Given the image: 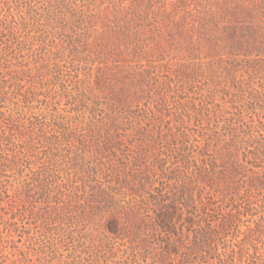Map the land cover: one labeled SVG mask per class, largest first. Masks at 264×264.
<instances>
[{"label": "rangeland", "instance_id": "obj_1", "mask_svg": "<svg viewBox=\"0 0 264 264\" xmlns=\"http://www.w3.org/2000/svg\"><path fill=\"white\" fill-rule=\"evenodd\" d=\"M261 2L0 0V264H264V62L207 45L264 31ZM137 175L147 198L225 189L199 224L138 230ZM117 209L129 232L100 247ZM209 225L216 249L190 250Z\"/></svg>", "mask_w": 264, "mask_h": 264}, {"label": "trees", "instance_id": "obj_2", "mask_svg": "<svg viewBox=\"0 0 264 264\" xmlns=\"http://www.w3.org/2000/svg\"><path fill=\"white\" fill-rule=\"evenodd\" d=\"M261 4L264 5L262 2ZM227 34L228 36H225L222 41H220L221 43L218 42L216 38L211 36L207 43L209 50L215 52V50L219 49V52L228 53L233 58L241 53L247 58L249 55H254L258 58H248L250 59L248 61H251L256 65L260 64V62H264V31H262V26L256 25L252 22H248L246 24L242 23L241 25H232ZM148 178V175L139 177L137 175L135 178L137 179V184L134 182L136 185H133L132 188L138 192L137 195L140 198L132 199L130 201L132 206L125 213L127 219L129 216H131L129 219L135 218L133 220H135L134 222L138 230H140L143 223L145 224L148 220L153 221L154 228L158 226L161 228L172 229L174 227V222L172 220L173 216L176 215L178 220H182L183 207L188 209V220L199 224L202 215L198 212V210L201 208L204 213H208L207 209H210L211 207L215 208L214 204L217 200L214 197L217 196L218 193L223 194V190L225 189L211 187L213 191H205V187L199 185L197 179L183 176L179 186H169L166 193L157 188L155 193H150L147 198L141 195V191L145 189V181H147ZM209 185H211V183ZM106 187L108 186L106 185ZM101 192L100 196H109L104 188ZM149 201L157 202L158 204V209L154 208L152 214L148 213V208H150L148 207ZM108 206L109 205H105L103 203L100 206V210L103 213H107ZM140 209H143L144 212L140 213ZM226 213V215L229 214V212ZM262 227L264 228V225ZM198 230L202 236L201 240H194L189 249L198 251L199 249H202L201 242H204L207 245V253L209 250H215L217 244L215 236L218 230L210 225L207 227L199 226ZM128 232L129 230L127 225H125L121 220L120 210H112L110 214L106 215L104 218L102 230L99 232V246L105 247L107 244H111L110 250L119 249L118 246H115L114 239ZM136 233L137 232H134V234ZM164 242L167 247L172 246V242L168 240H164ZM149 243V239L146 237L142 238L140 242L141 247L144 249L148 248ZM166 251L167 249L164 248L162 254H160V258H164L166 256ZM90 256L92 257L91 264H101L99 260L101 257L98 258L92 254ZM101 259H105V257L102 256Z\"/></svg>", "mask_w": 264, "mask_h": 264}]
</instances>
